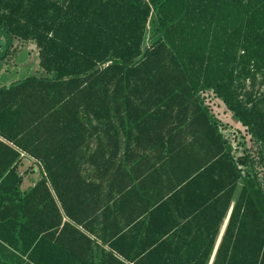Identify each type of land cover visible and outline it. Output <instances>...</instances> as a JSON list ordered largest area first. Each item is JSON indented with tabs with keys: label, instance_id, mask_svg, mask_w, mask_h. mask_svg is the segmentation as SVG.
Masks as SVG:
<instances>
[{
	"label": "trees",
	"instance_id": "trees-1",
	"mask_svg": "<svg viewBox=\"0 0 264 264\" xmlns=\"http://www.w3.org/2000/svg\"><path fill=\"white\" fill-rule=\"evenodd\" d=\"M0 36L5 51L34 44L42 70L0 87L1 241L35 256L46 225L60 226L68 197L88 186L79 153L127 130L163 155L207 148L195 174L212 171L182 190L195 187L185 227L135 264H207L230 207L212 264H264V0H0ZM207 92L257 155L233 157ZM21 152L42 167L26 191Z\"/></svg>",
	"mask_w": 264,
	"mask_h": 264
},
{
	"label": "crops",
	"instance_id": "crops-1",
	"mask_svg": "<svg viewBox=\"0 0 264 264\" xmlns=\"http://www.w3.org/2000/svg\"><path fill=\"white\" fill-rule=\"evenodd\" d=\"M38 72L41 75V71ZM18 80L0 73V87ZM99 148L94 142L88 150L79 153L80 173L88 186L81 185L74 201L69 202L68 197L67 213L60 209V226L51 230L46 225L36 255L29 257L16 248L19 245L0 240V264L145 262L151 248L171 237L183 225L185 227L190 220L189 209L183 210L182 206L188 207L191 203V209L195 187L183 194L187 182L212 179V171L207 169L203 176L195 174L208 152L198 144L177 145L175 153L163 155L164 145L135 138L134 133L127 130H119L115 135L113 130L108 144L97 151ZM230 148L233 157H239L236 149L231 145ZM41 168L37 160L20 153L21 191L36 184L41 178ZM185 200L190 202L183 203ZM230 213L231 207L220 226L207 264L214 260Z\"/></svg>",
	"mask_w": 264,
	"mask_h": 264
},
{
	"label": "rangeland",
	"instance_id": "rangeland-1",
	"mask_svg": "<svg viewBox=\"0 0 264 264\" xmlns=\"http://www.w3.org/2000/svg\"><path fill=\"white\" fill-rule=\"evenodd\" d=\"M9 41V37L0 36V55L4 53V58L0 61V73L8 74L13 80L22 79L28 75L39 76L38 71L42 73V70L39 66L37 67L38 51L35 45L13 40L5 51ZM201 97L211 114L219 121V129L228 144L236 149V156L257 155L259 147L250 138L245 128L232 118V114L224 104L210 92L202 93Z\"/></svg>",
	"mask_w": 264,
	"mask_h": 264
}]
</instances>
